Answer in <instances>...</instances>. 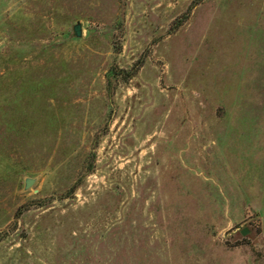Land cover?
<instances>
[{
    "label": "rangeland",
    "instance_id": "374dc122",
    "mask_svg": "<svg viewBox=\"0 0 264 264\" xmlns=\"http://www.w3.org/2000/svg\"><path fill=\"white\" fill-rule=\"evenodd\" d=\"M0 264H264V0H0Z\"/></svg>",
    "mask_w": 264,
    "mask_h": 264
},
{
    "label": "water",
    "instance_id": "95a60500",
    "mask_svg": "<svg viewBox=\"0 0 264 264\" xmlns=\"http://www.w3.org/2000/svg\"><path fill=\"white\" fill-rule=\"evenodd\" d=\"M73 34L76 38H80L82 36V26L80 24V22H77L74 26H73ZM33 183V179L27 178L25 179L24 182V189H28ZM248 233V230L246 228H244L241 231V235H246Z\"/></svg>",
    "mask_w": 264,
    "mask_h": 264
},
{
    "label": "trees",
    "instance_id": "16d2710c",
    "mask_svg": "<svg viewBox=\"0 0 264 264\" xmlns=\"http://www.w3.org/2000/svg\"><path fill=\"white\" fill-rule=\"evenodd\" d=\"M109 76H114V73L112 71H110V73L108 74V77Z\"/></svg>",
    "mask_w": 264,
    "mask_h": 264
}]
</instances>
